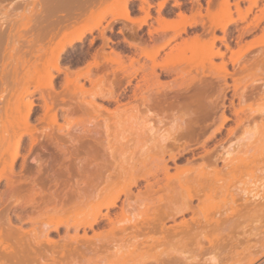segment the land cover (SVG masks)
<instances>
[{"label": "bare ground", "instance_id": "bare-ground-1", "mask_svg": "<svg viewBox=\"0 0 264 264\" xmlns=\"http://www.w3.org/2000/svg\"><path fill=\"white\" fill-rule=\"evenodd\" d=\"M260 1L247 0L243 5L242 0H237L234 7L227 2L221 5L217 16L202 23L203 32L191 41L188 38L192 45L191 57L184 53L182 46L188 42L180 35L185 33L187 26H192L193 21L191 23L180 12L177 19L170 22L163 21L160 16L151 21L150 6L140 7L144 16L138 22V28L147 27V38L135 35L130 44L132 70L127 79L130 87L127 104L132 110L130 120L124 123L116 118L122 108L120 94L125 92H120L123 80L115 71L109 74L112 79L107 87L91 86L84 91L90 98H83L84 103L81 102L86 111L83 113L92 118L99 110L95 96H106L116 104L114 110L105 111L109 113L108 117L106 113L97 114L99 117L93 121L100 130L105 129L104 137L98 136L101 138L98 143L105 150L100 149L111 153L110 168L106 167V162L104 166L97 165L98 170L92 171L97 173L94 176L96 182L85 180L86 189L77 186V190L73 189L70 197L67 196L72 199L75 195V204L85 209L83 216L72 221L60 219L47 223V228H41L44 230H40V235L34 232L36 235H31L33 238L26 242L28 249L35 252V258L21 257L17 259L18 264H29L34 259L39 264H50L56 262L58 256L61 259V256L71 254L81 256L87 264H114L117 259L124 264H134L129 259H133L135 251L154 242L160 248L151 255L152 262L139 263V260L136 264H264V3L259 4ZM162 5L157 9L158 15ZM98 24L85 26L75 35L70 33L60 51L66 43L81 42ZM178 37L180 42H176ZM14 105L17 108L15 114L8 110L14 114L13 120L26 121L34 102L17 98ZM22 107L24 110L20 109ZM83 130V134L94 133L91 128ZM19 136L15 149L9 151L12 152L11 168L19 156ZM121 138H127L122 139L126 147L124 143H121L122 147L118 146ZM43 139L38 145L36 139L30 137V147L22 156L21 167L27 166L23 164L29 161L50 177L66 170L64 161L67 157L61 151L64 148L57 149L59 145L55 138L49 135ZM36 144L45 152V159L34 153ZM91 151L96 155L97 150ZM3 153L0 161L5 159ZM181 160L183 167L177 165ZM250 162L259 163L260 168V173L251 177V183L246 181L240 187H234L232 181L229 183L233 174ZM196 165L201 170L194 171L199 169ZM173 168L175 173L171 174ZM3 169H0V181L4 178L6 187L0 193L1 202L17 188L13 174H6ZM39 170L37 172L41 173ZM112 176L122 179V189L115 194L109 188L112 179L109 181L108 178ZM194 181L192 189L186 188L185 185ZM133 188H136L135 192ZM159 191L164 193V202L148 222H144L145 225L135 221L115 225L119 214L137 209L140 201ZM223 191H229L235 197L225 201L227 204L223 202V207L216 212H200L207 200ZM54 192V199L51 197L54 203L45 204L51 209L49 206L57 203L60 210L64 206L62 200L68 198L58 200L65 196L59 195L56 202ZM78 205L76 207H80ZM16 216L23 219L22 214L16 213ZM60 227H63L62 234H59ZM98 228L103 230L94 232ZM53 231L57 233V240L48 236ZM89 232H92L91 236ZM3 250H0V264L5 260L3 253L7 255ZM127 254L131 257L125 261L123 256ZM206 255L209 257L204 258ZM120 262L117 263L122 264Z\"/></svg>", "mask_w": 264, "mask_h": 264}, {"label": "rangeland", "instance_id": "rangeland-1", "mask_svg": "<svg viewBox=\"0 0 264 264\" xmlns=\"http://www.w3.org/2000/svg\"><path fill=\"white\" fill-rule=\"evenodd\" d=\"M263 1L264 0H261L259 4H261V2L263 4ZM225 2L234 7L237 0L0 1V106L2 107L0 112V154L3 152V154H6L5 159L0 161V169L4 168L3 170L6 174L11 172L14 176V181H17L15 183L17 188L13 192L14 194L11 193L7 195V198H5L2 202L0 201V250L1 248L6 251L8 250L7 252L5 251L7 255H4V253V256L2 255V258L6 260H4L6 263L3 260L1 263L18 264L17 261L21 257L23 259H28V257L30 259L35 258V252H31V250H33L31 248L28 249L29 244H27V242L30 240L31 235H36L34 232L40 235V230H44L41 228L43 226V228H47L45 227L47 223L56 222L60 219L72 221L81 218L84 214L83 210L85 209H81L82 207L80 204H75L74 201L76 199L73 200L75 195H72V199L69 198L71 191H73V189L77 190L76 188L78 187L81 189L83 186V189H86L84 181L90 180L93 182L95 180L94 176H96L97 173H94V175L93 172H95L94 170H98L96 169L97 165L104 166L107 164L106 167L110 168V164L112 163V157L110 156L111 153L108 150L104 151L105 149L102 146L100 147L98 143L99 139L101 140L98 136H102L103 138V132H105V129L100 130L94 125L95 123L93 121H95L94 118L98 116L97 114L100 115L101 113H106L107 116H105L108 117L109 113L105 111L108 110L110 112L114 110L116 104L114 101L109 100L110 98H105L106 96H95V103L98 104L97 109L99 110L98 112H95V114L93 113L95 117L92 118V115L88 116L87 113H83L86 111L84 110L81 102L84 103V100L82 101L83 98H90L84 91L89 90L91 86L103 85L104 87H107L109 85V81L112 79V75L109 74L115 71L120 76V79L123 80L120 92H125L120 94L119 105H121L122 108L120 110V116L116 115L118 116L116 118L117 120H120V122L124 123L130 120L132 110L130 104H127L129 101L128 95L130 90V87L127 84V79L132 70L130 60V44L134 41L135 35L147 38V27L142 26V28H138V22L144 16V12L140 9V7L144 8L146 6H150V15L152 17L151 21H155L154 19L160 16V19L163 21L170 22L177 19V14L179 12L186 16L191 23L193 21L194 23L192 26H187L185 33H181L180 35L181 38L183 37L187 39L188 44H186L185 47L182 46V48H184L183 51L186 56L191 57V39L199 34L200 31L201 33L203 32L202 23H207L211 18L217 16L220 6ZM242 3L243 5H246L247 0H242ZM242 3H240V5H242ZM160 4L163 5L160 15H158L157 9ZM94 24H98V26L93 28L90 33L86 34L81 42L74 41L70 44L66 43L64 49L60 51V46L63 41H65L64 39L70 36V33L74 35L78 34L83 28H85V26ZM257 32L260 33L259 31ZM180 37H178L176 42H180ZM250 37L251 36H248V38ZM202 39H204V37H202ZM229 67L231 68V65H229ZM11 95L12 97H10ZM17 98H22L24 101L33 100L34 102L32 111L27 119H25L26 121L13 120V116L17 109L15 105L13 106V104ZM44 100L46 101L44 102ZM43 103H46L48 106H44ZM43 107H48V109L44 110ZM20 109L24 110V107ZM8 110L14 114L12 115ZM96 120H98V118ZM85 127L91 128V131H94V133L92 135L91 132L83 134L82 132H84L83 129H85ZM95 128L96 130H94ZM19 135L21 136L18 148L19 156L11 168L10 154L12 152L10 153L9 151L13 148L15 149V144L17 142L16 139H18ZM49 135L57 140V144L60 146H58L57 149H65L61 151H64V154L67 157V159H65L66 161H64L66 170L62 172H55L53 175L48 177L44 175L45 172H41L36 167L37 164L35 166L34 163H30L29 161L28 162L30 164L26 161L27 163L25 162L26 164L24 163L23 165L27 166L21 167L22 156L30 147V137H34L38 144V142H42V138L46 139ZM122 139L127 138H121L119 140L120 145L118 146L120 147H122L121 143H124L123 145L125 146V142ZM93 143L96 147L93 146ZM37 144L33 147L34 153H39L38 156L45 159V152L41 150L40 146H38L39 144ZM91 149L93 151L97 150L96 155L95 152L91 151ZM117 150L118 148L116 146L115 151ZM58 151L61 152L60 150ZM87 151H91L92 153H87ZM103 152H105V154H103ZM26 154L27 153H25V155ZM177 165H179V167H183L184 161L181 160L177 162ZM102 168L104 169V167ZM195 168H199L194 170L196 172L201 170L198 165H196ZM106 169L107 168H105V170ZM38 170L41 173L37 172ZM42 173L44 176H42ZM106 173L103 174L105 175ZM170 173H175L174 168L170 170ZM193 173L195 172H192V174ZM258 173H260L259 163H245L237 170V172L233 174L232 178H230L231 180L229 179V183L230 181H232V184L234 182V187H240L246 184V181H250L247 183L250 184L251 177ZM80 174H85L86 176L84 177L87 179ZM91 174H93V179L90 177ZM198 174L199 173L195 175ZM27 176L31 178H28ZM55 176L56 178H54ZM46 177H48V179H46ZM52 178L53 180L51 182L50 179ZM108 179L109 181L112 179V185L109 187L110 192L114 194L120 192L122 189V179L115 176ZM54 180H56V182H54ZM141 184H143V181ZM5 185L6 180L2 178L0 181V193L2 192L1 190L5 189ZM194 185L195 181L185 186L186 188L188 187L189 189H192ZM48 189H50L51 192ZM54 190H56V193ZM230 190H232V188H230ZM52 191L55 193L54 195L56 197H54L56 198V202L69 196L67 197L68 200H62L64 208L60 206V210L57 209V206H59L57 203L55 205H51L55 206L56 209H52V207L49 206L50 203H54ZM133 191L135 192L136 188H133ZM72 193L75 194L74 192ZM230 193L231 192L229 191H223L221 193L214 194L203 204L200 212L208 214L218 211L223 207V202L226 203L228 202L227 200H232V198L235 197ZM63 194H65V196ZM59 195H63V197ZM58 196L61 198L58 199ZM50 200H52V202H47ZM163 202L164 193L159 191L150 198H145L140 201L137 209L131 212L119 214L115 225L120 226L131 221L145 225L152 214L160 208ZM45 203L49 204L48 206L51 209H48ZM76 205L80 207H76ZM36 206L39 207L41 211ZM43 206L44 208H42ZM116 212H118L117 209ZM16 213L22 214L23 219L20 220L17 218ZM8 223H10V225ZM99 229L101 231L103 230L98 228L95 229L94 232L99 231ZM18 231L21 233L19 234ZM62 231L63 227H60L59 234H62ZM10 234L12 238L9 237ZM15 234H17V237ZM88 234L91 236L90 234H92V232H89ZM22 235L30 237L24 238ZM48 236L54 240L58 239L57 233L54 231L50 232ZM18 237L21 239L18 240ZM13 238L17 239L14 240ZM26 240L28 241L26 242ZM7 243L10 244L7 245ZM23 243H25V246H23ZM29 243L30 246H32V242ZM11 244L12 246H10ZM154 245L157 246L156 242L148 245L150 247L146 246L137 249L133 255L130 253L133 256V259L131 258L132 260L129 259V257H131L129 254L126 256L124 255L123 260L126 261L129 259L131 262L134 261V264L138 263L136 261L139 260H141L139 263H144L145 260L147 261L145 263H148V261L152 262L151 260H153V256L151 255L160 248L159 246L155 248L156 246L153 247ZM12 250H15V252ZM25 256L27 257L25 258ZM208 257L209 255L204 256V258ZM57 258L59 260L55 259L56 262L51 263L87 264L86 260L76 254L61 256V259L59 256ZM34 260H31L32 263L29 264H39L37 260ZM117 260V262H120V259ZM117 262L114 264H119ZM122 264H124V261Z\"/></svg>", "mask_w": 264, "mask_h": 264}]
</instances>
